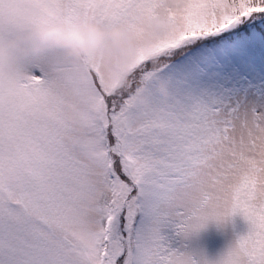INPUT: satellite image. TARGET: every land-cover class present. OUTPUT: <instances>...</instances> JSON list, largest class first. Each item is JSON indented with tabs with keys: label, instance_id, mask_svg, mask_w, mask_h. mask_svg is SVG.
<instances>
[{
	"label": "snow or ice",
	"instance_id": "1",
	"mask_svg": "<svg viewBox=\"0 0 264 264\" xmlns=\"http://www.w3.org/2000/svg\"><path fill=\"white\" fill-rule=\"evenodd\" d=\"M0 264H264V0H0Z\"/></svg>",
	"mask_w": 264,
	"mask_h": 264
},
{
	"label": "rangeland",
	"instance_id": "2",
	"mask_svg": "<svg viewBox=\"0 0 264 264\" xmlns=\"http://www.w3.org/2000/svg\"><path fill=\"white\" fill-rule=\"evenodd\" d=\"M227 236L221 235L216 232L215 228L209 229V232L206 236V242L208 243L209 247L213 250L219 249L227 242Z\"/></svg>",
	"mask_w": 264,
	"mask_h": 264
}]
</instances>
